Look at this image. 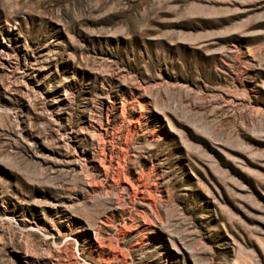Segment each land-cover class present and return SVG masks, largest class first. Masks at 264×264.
<instances>
[{
	"label": "rangeland",
	"instance_id": "rangeland-1",
	"mask_svg": "<svg viewBox=\"0 0 264 264\" xmlns=\"http://www.w3.org/2000/svg\"><path fill=\"white\" fill-rule=\"evenodd\" d=\"M0 264H264V0H0Z\"/></svg>",
	"mask_w": 264,
	"mask_h": 264
}]
</instances>
